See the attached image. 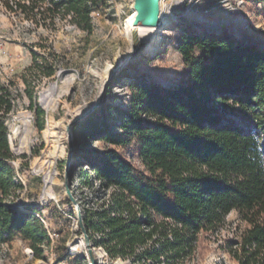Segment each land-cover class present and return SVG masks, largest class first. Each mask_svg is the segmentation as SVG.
Wrapping results in <instances>:
<instances>
[{"label": "trees", "instance_id": "obj_1", "mask_svg": "<svg viewBox=\"0 0 264 264\" xmlns=\"http://www.w3.org/2000/svg\"><path fill=\"white\" fill-rule=\"evenodd\" d=\"M4 2L35 27L56 30L67 20L88 34L94 13L112 7V0ZM177 50L186 66L177 85L133 78L126 108L104 100L75 125L72 182L80 170V182H97L106 196L82 211L84 225L113 259L174 264L200 254L203 240L216 237L236 211L243 225L221 247L238 264H264V48L224 32H194L181 37ZM32 54L22 80L42 130L45 111L35 104V89L56 73L58 56ZM125 78L129 73L121 72L111 80L105 99ZM21 96L16 83L0 80V249L21 235L41 258L47 232L14 205L21 184L10 168L16 156L7 121ZM131 146L139 167L125 155ZM81 162L89 171H81Z\"/></svg>", "mask_w": 264, "mask_h": 264}, {"label": "rangeland", "instance_id": "obj_2", "mask_svg": "<svg viewBox=\"0 0 264 264\" xmlns=\"http://www.w3.org/2000/svg\"><path fill=\"white\" fill-rule=\"evenodd\" d=\"M4 3L0 0V80L13 81L22 94L7 121L10 146L16 156L10 162V168L14 180L21 184L14 205L34 216L46 232L58 234V237L45 243L43 257L30 258L25 252L30 247L28 241L16 235L12 242L2 245L0 264H91L87 247L79 246L83 233L77 221L80 214L83 216L82 211L98 207L106 196L98 189L97 182L93 181L92 186L81 183L80 170H76L73 182L71 177L69 181L78 205L73 203L67 192L70 141L62 139L60 150L56 139L61 133L54 132L69 130L77 118V110L86 105L93 106L107 75V66H116L120 60L124 61L117 74L127 72L130 78L120 80L109 91L105 99L109 105L127 107L131 95L129 83L133 78L164 86L177 85L186 73L177 50L184 34L218 35L224 32L240 43L264 48V0H160L170 24L154 48L146 46L134 52L130 51L125 33L135 10L134 0H112L110 9L101 14L94 13L91 34L67 20L59 21L56 30L35 27L9 12ZM32 51L41 55L53 51L58 56L56 73L45 78L35 89V104L45 111L42 130L36 126L35 113L29 107L22 80V75L33 63ZM18 115L29 116L34 130L32 139L24 144L13 133ZM94 146L103 149L107 144L94 141ZM125 155L140 166L133 146ZM79 164L81 171H89L84 162ZM48 176L53 181L51 186L46 183ZM237 225L243 224L238 213L233 211L227 217L226 227L216 237L205 238L197 248L200 254L195 252L184 264H238L221 247Z\"/></svg>", "mask_w": 264, "mask_h": 264}, {"label": "bare ground", "instance_id": "obj_3", "mask_svg": "<svg viewBox=\"0 0 264 264\" xmlns=\"http://www.w3.org/2000/svg\"><path fill=\"white\" fill-rule=\"evenodd\" d=\"M135 19H136V10H134V13L131 15L128 26H127L126 31H125L126 36H127L129 43H130V51L131 52L141 50V49L145 48L146 46L149 49L154 48V46H156V44L159 42L160 36L164 33L165 28L170 24L167 17L165 16L164 6L162 5V3L160 6V23L157 26H137V25H135ZM123 61L124 60H120L119 64L116 66H114V65H108L107 66V69H106L107 75L105 76V79L103 80L102 85L100 86L99 94H98L95 102L92 105H94L98 101V99L100 98L101 91L103 89V86H104L107 78L110 77V75L113 73V71L116 70L117 67L123 63ZM89 108H90L89 105H86L82 108H79L77 110L76 117H80V116L84 115V113ZM16 121L17 122H15L13 125V133L16 136L20 137L21 144H24V142H27L30 139H32L31 137L34 133L32 121H31L30 117L27 115L19 116L16 119ZM54 133L55 134L61 133V135L60 134L57 135L58 137L56 139V144H57L56 146L58 148H60V146L62 144L61 143L62 139L70 141V134H69L68 128L63 129L61 131H55ZM62 134H65V136H63ZM61 149H62V147L60 148V150ZM46 177H47V175H46ZM52 182L53 181H51L50 176H48V178L46 179L47 186H49ZM47 194H49V193H47ZM49 196L55 197V195H52V194L51 195L49 194ZM79 246L84 247V248L87 247L84 239L80 240ZM86 251H88L87 248H86ZM94 253L96 256V252H94Z\"/></svg>", "mask_w": 264, "mask_h": 264}, {"label": "water", "instance_id": "obj_4", "mask_svg": "<svg viewBox=\"0 0 264 264\" xmlns=\"http://www.w3.org/2000/svg\"><path fill=\"white\" fill-rule=\"evenodd\" d=\"M134 9L136 10V19H135V25L137 26H157L160 23V0H134ZM122 67V64H120L116 70L113 71L112 75L110 76L108 82L112 80L116 75L119 70V68ZM108 82L104 86V89L102 91V94L98 101L91 107L89 108L84 115L75 118L72 123L69 126V131H70V154H69V159H68V165L69 167L71 166L73 162V154H74V134H73V129L75 125L86 119L88 116H90L92 113H94L97 109H99L105 100V94L106 90L108 87ZM70 170L67 172V192L73 203L78 205L77 200L74 198V195L72 194V190L70 187ZM80 225L82 229V233L84 236V240L88 249L89 253V258L91 264H97L96 261V256L94 253V245L90 239V236L87 232V229L84 225L83 221V216L80 214Z\"/></svg>", "mask_w": 264, "mask_h": 264}, {"label": "built area", "instance_id": "obj_5", "mask_svg": "<svg viewBox=\"0 0 264 264\" xmlns=\"http://www.w3.org/2000/svg\"><path fill=\"white\" fill-rule=\"evenodd\" d=\"M77 223H80V217ZM47 235H48V242H50V240L54 241L55 237H58V234L52 233L50 231H47ZM81 237L84 239L83 234L81 235ZM99 237H100L99 235H96V238H99ZM93 245H94V252H96L97 264H133L130 259H123L121 257L113 259L109 256V254L107 253V251L105 250L103 246L95 245L94 243ZM25 252L30 258L34 257V251L31 247H27ZM71 252L74 253V251H71ZM87 257L89 258V256ZM162 260H163L162 263L165 264L166 262L165 259L163 258ZM185 261H177V263L175 264H184Z\"/></svg>", "mask_w": 264, "mask_h": 264}]
</instances>
